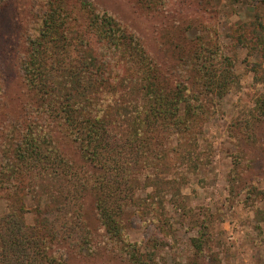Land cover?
I'll return each mask as SVG.
<instances>
[{
  "label": "rangeland",
  "instance_id": "374dc122",
  "mask_svg": "<svg viewBox=\"0 0 264 264\" xmlns=\"http://www.w3.org/2000/svg\"><path fill=\"white\" fill-rule=\"evenodd\" d=\"M90 1L134 34L154 63L173 73L174 83L200 82L196 59L190 64L198 49L205 51L206 69L230 76L232 83L216 102L215 114L186 146L189 161L178 160L177 151L166 155L169 146L179 148L176 139L171 144L158 140L165 149L162 156L141 153L128 159L126 182L114 196L121 207L116 215L120 237L112 239L106 233L94 192L85 196L83 207L80 203L92 234L91 251L79 253L74 246L78 239H71L62 228L54 254L69 264H135L133 256L140 264H264V55L262 45L249 44L255 37L250 24L264 21V0ZM47 3L5 0L0 4V112L18 113L22 103L32 99L20 64L28 36L36 33ZM86 16H80L78 24ZM252 41L256 43L255 38ZM136 103H144L141 95ZM130 113L138 116L135 109ZM2 117L0 146L12 149V143L4 142L6 118ZM118 123L112 120V133L123 139L130 129ZM58 137L67 161L77 171H90L72 139L64 133ZM99 173L97 168L96 179ZM14 177L15 184L24 182L23 177ZM23 189V197H18L24 199L26 223L32 225L38 202ZM18 197L8 198V191L2 192L0 217Z\"/></svg>",
  "mask_w": 264,
  "mask_h": 264
},
{
  "label": "trees",
  "instance_id": "16d2710c",
  "mask_svg": "<svg viewBox=\"0 0 264 264\" xmlns=\"http://www.w3.org/2000/svg\"><path fill=\"white\" fill-rule=\"evenodd\" d=\"M83 14L84 23L78 24ZM250 26L255 37L249 44L262 45L264 55V21ZM28 38L20 73L32 99L18 113L0 112L6 118L4 142L12 143V149L0 146V197L5 190L8 198L18 197L27 188L38 202L37 220L27 224L24 199L12 201L0 217V264H69L54 254V247L64 228L71 239H78L74 246L79 253L91 251L92 234L80 206L85 196L96 193L106 233L120 237L116 215L121 207L114 196L126 182L128 159L177 151L178 160L189 161L186 146L215 114L216 102L230 91L232 80L206 69L205 51L198 49L190 64L196 59L200 82L174 83L173 73L154 63L134 34L90 0H48L36 33ZM138 95L143 104H134ZM134 109L136 117L129 115ZM112 120L130 129L123 139L113 136ZM7 127L11 129L5 131ZM61 133L72 139L90 171H77L67 161L57 142ZM174 139L179 148L169 146L165 153L158 140L171 144ZM14 174L26 184H15ZM133 261L141 262L136 256Z\"/></svg>",
  "mask_w": 264,
  "mask_h": 264
}]
</instances>
